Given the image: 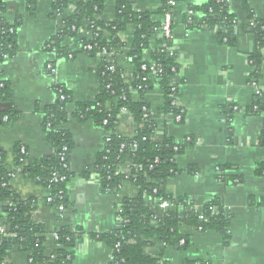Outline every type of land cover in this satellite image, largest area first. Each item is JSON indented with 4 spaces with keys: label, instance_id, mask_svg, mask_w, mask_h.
<instances>
[{
    "label": "crops",
    "instance_id": "0c3cea01",
    "mask_svg": "<svg viewBox=\"0 0 264 264\" xmlns=\"http://www.w3.org/2000/svg\"><path fill=\"white\" fill-rule=\"evenodd\" d=\"M116 1L103 0L104 10L99 20L106 23L114 20ZM209 1L182 0L173 10L170 46L179 71L172 84L178 88L183 121L176 124L164 116L161 89L147 91L144 100L155 114L154 139L168 138L176 145L187 144L183 153L175 157L176 167L182 173L168 180L165 193L174 199L187 198L197 206L218 199L224 215L230 218V241L224 245L215 232L197 233L183 227L182 234L189 236L187 248H168L162 259L168 264H264V177L255 173L257 165L264 163V147L259 144L263 116L246 113L257 95L250 83V58L255 44L250 35L240 32L234 46L221 43L214 32L198 27L203 18L199 12H194L190 25L187 12ZM244 1L256 19L264 20V0ZM52 3L53 0H37L35 14L31 16L25 2H6L3 23L13 25L16 18L22 19L16 30V53L0 64V75L10 85L12 105L19 119L0 127V148L6 154V170L15 172L12 189L23 200L35 201L31 218L44 227V255L53 254L56 248L53 236L58 229H81L83 236L74 243L71 264H110L112 249L91 236L114 228L119 221L117 212L121 201L135 195L136 188L123 182L115 195L101 192L95 165L105 148L106 131L91 121L80 122L72 117V104L94 102L100 93L101 58L81 50L83 42L91 40L85 28L61 43L75 54L73 58L57 57L47 50L64 20L73 15V10L67 9L56 19L51 18ZM130 3L136 12H155L160 0H130ZM226 3L230 14L242 23L247 22L242 0H226ZM154 20L160 22L161 17L155 16ZM132 34L133 29L128 26L123 35L127 47L130 40L132 43ZM155 40H150V46L142 54L144 62L151 61L158 46ZM126 52L127 48L114 57L125 84L135 74ZM48 66H52V72ZM259 70L260 78L255 84L264 92V53ZM57 88L67 92L72 101L67 105L68 119L61 129L72 138L69 167L74 175L67 187V208L59 212L46 203L48 190L15 169L13 154L16 145L24 147L27 165L53 154L43 122L46 110L57 99ZM5 108L6 105L0 104V110ZM135 132L132 117L121 112L114 134L132 138ZM193 168L196 172L188 173ZM146 202L152 203L151 198L147 197ZM156 214L159 216L160 212L156 210ZM159 251L156 246L146 253L157 255ZM5 262L29 264L27 255L17 248L8 251Z\"/></svg>",
    "mask_w": 264,
    "mask_h": 264
},
{
    "label": "trees",
    "instance_id": "16d2710c",
    "mask_svg": "<svg viewBox=\"0 0 264 264\" xmlns=\"http://www.w3.org/2000/svg\"><path fill=\"white\" fill-rule=\"evenodd\" d=\"M7 1L9 0H0V64L4 62V57L10 59L15 55L16 30L22 23L19 17L15 19L13 25L3 23L2 14L5 12ZM13 1L25 2L29 14L31 16L35 14L37 0ZM167 2L168 0H160L155 12H136L130 0H117L115 18L112 22L106 23L99 20L104 10L103 0H77L75 3L68 0H53L51 18L56 19L67 9H72L73 15L64 20L58 34L47 45V50L55 53L57 57L73 58L75 54L70 53L61 43L66 38L75 37L81 29L87 28L92 34V40L83 42V45L91 47V51L85 53L96 57L104 51L115 56L127 48L123 34L127 27L131 26L132 43L126 56L133 65L138 79L128 87L123 82L121 71L118 69L114 73L108 72V61L105 58L101 59L98 71L100 93L94 102L72 104L69 94L61 88L65 99L60 100L57 93L55 103L46 110L43 129L47 141L53 148V154L27 165V150L20 145L14 147L15 169H19V173L28 180L48 190L50 206L59 212L60 208H67V187L74 177L69 167L72 138L67 131L61 129L68 119L67 105H73V118L80 122L91 121L111 133L95 165L101 192L115 195L124 181L136 188L135 195L121 201L117 212L119 221L114 228L107 233L91 236L112 249L114 264H168L162 259L164 248L160 249L156 256L147 254L146 251L155 248L157 244H164L173 249H186L189 236L182 234L183 227L194 231L201 229V232H215L220 235L224 245L230 241L228 232L230 218L224 215L218 199L197 206L187 198L174 199L165 193L164 186L168 180L182 173L176 167L175 157L183 153L187 144L174 151L176 144L170 139L156 141L155 122H146L143 119V104L130 100L133 90H137V96L141 99L147 91L157 87L164 94L163 114L174 112L170 108L169 96L172 80L179 71V64L175 54L169 56L170 44L167 51L154 50L151 62L146 64L148 67L160 66L161 72L157 74L155 84L140 80L146 76L145 72L140 71V66L144 64L142 54L150 46V40L155 38L157 45L163 41L159 31L160 22L155 21L154 17H162L169 10ZM191 11L203 14L199 25L201 24L204 30L214 32L218 41L225 45L234 46L239 32L252 37L255 52L250 58V67L254 70L252 78L257 82L264 53V20L256 19L244 0L242 11L247 16L246 23L240 22L228 12L226 0H210L203 6L192 8ZM255 87L259 94L246 109V113L250 116H263L259 144L264 147V92L258 84H255ZM0 104L6 105L5 110H0V127L18 121L19 114L12 105L10 85L1 75ZM122 109L132 117L136 127L132 138H122L114 134L117 117ZM103 122H106V125H103ZM141 125L143 127L139 128ZM5 160L6 154L0 148V224L5 226L6 235L0 234V264H7L5 259L12 248L26 254L29 264H71L74 258L71 250L75 241L83 236L82 230L58 229L55 233L56 248L50 257H46L44 227L34 223L31 218L35 201L23 200L12 189L11 175H15V172L6 170ZM126 161L130 164L128 173L114 175L119 166ZM195 172L194 168L188 170L190 174ZM255 173L264 177V163L257 165ZM147 197L151 198L152 203L146 202ZM160 200H166L174 210L157 217L156 207ZM180 241H183V245L179 244ZM116 245L119 247L115 248Z\"/></svg>",
    "mask_w": 264,
    "mask_h": 264
},
{
    "label": "built area",
    "instance_id": "2783aa9c",
    "mask_svg": "<svg viewBox=\"0 0 264 264\" xmlns=\"http://www.w3.org/2000/svg\"><path fill=\"white\" fill-rule=\"evenodd\" d=\"M178 4V1H175V0H168L167 2V6L169 7V10L162 15L161 17V20H160V33H161V36L163 38V41L158 44L157 48L156 49H159V50H162V51H167L168 50V45L171 43V40H172V21H173V10L174 8L176 7V5ZM194 12L189 10L187 12V17H188V23L191 25L193 24V21L191 20L192 16H193ZM250 25H252L250 23ZM84 27H86V25L84 24ZM198 27L200 28H203V26L200 24H198ZM87 29V28H86ZM89 34H90V37H91V40H92V34L90 31H88ZM124 35V34H123ZM124 37V36H123ZM131 42V40H130ZM129 42V45L127 47V50L128 48L130 47L131 43ZM84 53L85 52H89L91 51V47L88 46V45H83L82 44V49H81ZM55 54V53H54ZM174 53L169 50V56H173ZM101 59L105 58L108 63H109V66L107 67V71L110 72V73H114L116 70H118L115 62H114V57L116 56H113L112 54H107L105 53L104 51L101 52L99 55H98ZM71 58V57H69ZM8 60L6 57H4V61ZM144 62V61H143ZM151 61H148V62H144V64H142L140 66V71L141 72H145L146 73V76L141 78V82H150L152 84H155L156 82V78H157V74H159L161 72L160 70V66L158 65H155V66H147L146 64L150 63ZM50 72H52V66H48L47 68ZM254 72V70L252 69V73ZM138 79V75L137 74H134V77H133V80L129 83H127L126 85L128 87H131L132 85V82L134 80ZM250 83L252 84V86L256 89L255 87V83H256V80L254 78H251L250 80ZM139 89V88H138ZM257 90V89H256ZM137 90H133L130 94V100L133 101V102H138V103H141L143 104V107H142V112H143V119L146 120V122H154V119H155V114L152 112V110L149 108V106L146 104L145 100H144V96L140 99L138 98L137 96V93H136ZM59 95V99L60 100H64L65 99V96L62 95L63 93V90L61 88H59L57 91H56ZM170 108L171 110H173L174 112H168L166 114H164V116L169 119V121H172L176 124H180L182 121H183V111L181 110L180 108V105H179V101H178V88L176 85H173L171 84V89H170ZM147 93V92H146ZM145 93V94H146ZM144 94V95H145ZM257 94H259V92L257 91ZM124 100V99H122ZM121 112H127L125 111L124 109H122ZM263 118V117H262ZM103 125H106V122H103ZM143 126L141 125L139 128H142ZM111 135L110 132H106L105 134V145L106 143L109 141V136ZM180 145L177 144L175 147H174V151H177L179 149ZM65 150V149H64ZM62 159H64L62 157ZM129 167H130V164H129V161H126L125 164L119 166L118 170L115 172L114 175L118 176L119 174H127L128 171H129ZM18 172H19V169H18ZM14 174L11 175V179L14 178ZM124 182H127V181H124ZM155 193V191H154ZM46 203L48 205L51 204V198L48 196L47 199H46ZM156 210L160 212V215L158 216L157 214V217H161L163 214H165L166 212H169V211H172L174 210L173 207H171L168 202L166 200H160V203L159 205L156 207ZM60 211H62V208H60ZM228 217V215H227ZM119 219V218H118ZM200 220H202V217H200ZM194 231V230H193ZM197 233H201V229H198V231H195ZM0 234L3 235V236H6L5 235V226L0 224ZM53 238L55 239V241L57 240V236L56 234H54ZM180 245H183V241H180L179 243ZM157 246H159L160 249L164 248L165 250L168 249L169 247H166V245L164 244H157ZM119 245H116L115 248H118ZM154 249V248H153ZM150 250V249H149ZM152 250V249H151ZM148 251V250H147ZM158 255V253H157ZM152 256H156V255H152ZM30 262V261H29ZM115 263V259L111 258V261H110V264H114Z\"/></svg>",
    "mask_w": 264,
    "mask_h": 264
}]
</instances>
